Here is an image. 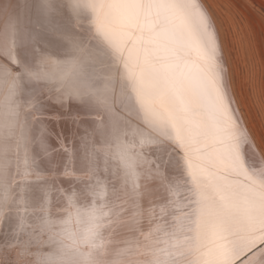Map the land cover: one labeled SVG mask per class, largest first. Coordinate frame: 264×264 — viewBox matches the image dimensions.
<instances>
[{
    "label": "snow or ice",
    "instance_id": "obj_1",
    "mask_svg": "<svg viewBox=\"0 0 264 264\" xmlns=\"http://www.w3.org/2000/svg\"><path fill=\"white\" fill-rule=\"evenodd\" d=\"M6 4L0 0V222L9 214L17 222L0 243V264H264V152L234 107L202 0H68L59 8L37 0L43 29ZM63 8L69 18L57 31L47 21ZM53 89L96 121L80 137L89 183L67 196L63 218L49 214L44 185L39 208L26 196L29 178L43 180L41 162L56 151L40 119L43 93ZM101 171L119 182L111 194L122 192L125 207L110 204ZM150 183L166 195L148 209L143 241L110 253L104 229L129 208L139 224ZM37 211L39 223L30 224Z\"/></svg>",
    "mask_w": 264,
    "mask_h": 264
},
{
    "label": "bare ground",
    "instance_id": "obj_2",
    "mask_svg": "<svg viewBox=\"0 0 264 264\" xmlns=\"http://www.w3.org/2000/svg\"><path fill=\"white\" fill-rule=\"evenodd\" d=\"M67 2L68 0H53L57 8H59L60 5H66ZM202 3L205 5L203 0ZM36 4L37 0H7L6 6L13 15L17 16L28 27L33 29L39 27L43 29L45 27V18L36 11ZM61 11L63 13L62 16L53 12L47 21V23L57 31L64 28L69 18V13L66 8L61 9ZM224 61L234 107L238 109V114L242 117V123L246 125L232 89L225 54ZM42 99L45 105L42 115L55 118L54 120H50L46 117L40 119L46 124L50 132L48 142L56 151L52 153L51 157L41 162L40 167L43 170L44 179L36 181L34 176L29 178L32 190L26 193V196L30 198L33 208H39L40 204L43 202V193L39 191L38 186L44 185L48 189L47 207L49 209V214L54 218H63L66 215L64 209L67 208V196L70 195L74 189L76 191H82L85 184L89 183L80 166L81 158L84 156L80 137L84 135L85 129L91 130V127L96 122L95 114L89 112L84 105L77 100L67 98L58 100L54 89L51 93L45 90ZM49 159L52 161L51 164L48 163ZM102 167L103 165L101 163V168ZM66 170L72 174L65 175ZM13 171H15V168H13ZM162 171L166 172L167 169L162 168ZM99 175L101 180H106L108 182L110 204H115L117 208L125 207V205L121 204V200L124 199L122 192L118 193L115 197L111 194L113 184L119 187V182L116 181L110 173L101 171ZM78 177L79 179H77ZM17 182H21L19 176H17ZM91 182L94 183L95 181L93 180ZM142 192L143 195L140 197V205L144 210V215L140 217L139 224H133L130 221L129 216L131 209L129 208L128 211L121 214L118 220L104 229V236L112 241L109 245L110 253H114L118 248L124 247L129 241H143L144 237L142 234L148 232L151 226L148 219V209L162 203V198L166 195L163 189H157V186L151 183L148 185V190L145 191L142 189ZM42 215L43 213L39 211L35 212L33 216L29 217V223L38 224L39 221L35 219V217H40ZM16 222L15 214H9L7 219L0 222V243L5 242L6 239H10V234ZM44 251H47V246H45ZM131 259L142 261L144 258L131 257Z\"/></svg>",
    "mask_w": 264,
    "mask_h": 264
},
{
    "label": "rangeland",
    "instance_id": "obj_3",
    "mask_svg": "<svg viewBox=\"0 0 264 264\" xmlns=\"http://www.w3.org/2000/svg\"><path fill=\"white\" fill-rule=\"evenodd\" d=\"M203 2L217 27L240 113L264 152V0Z\"/></svg>",
    "mask_w": 264,
    "mask_h": 264
}]
</instances>
